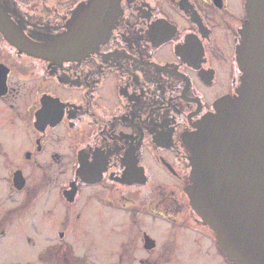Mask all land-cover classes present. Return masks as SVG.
I'll return each mask as SVG.
<instances>
[{
    "label": "flooded vegetation",
    "instance_id": "1",
    "mask_svg": "<svg viewBox=\"0 0 264 264\" xmlns=\"http://www.w3.org/2000/svg\"><path fill=\"white\" fill-rule=\"evenodd\" d=\"M92 1L0 0V13L42 48L57 42ZM245 5L120 0L104 42L54 58L30 53L0 30V184L6 183L9 195L24 194L1 220L17 210L19 217L28 213L39 189L32 174L49 160L69 175L57 193L65 207L76 206L85 194V204L97 206L98 214L103 202L127 210L133 222L151 218L139 225L134 242L120 244L117 264H177L173 251L183 238L193 246V233L208 238L224 264H234L191 207L187 143L220 99L238 93ZM152 226L177 240L162 244ZM68 235L62 226L57 236L63 243L46 247L40 259L89 264ZM139 248L146 257L137 258ZM192 251L198 252L195 246Z\"/></svg>",
    "mask_w": 264,
    "mask_h": 264
},
{
    "label": "water",
    "instance_id": "2",
    "mask_svg": "<svg viewBox=\"0 0 264 264\" xmlns=\"http://www.w3.org/2000/svg\"><path fill=\"white\" fill-rule=\"evenodd\" d=\"M245 2L247 18L237 45L242 70L238 93L220 99L189 135L192 170L187 191L222 255L234 264H264V0ZM119 3L93 0L49 47L29 43L1 13L0 30L30 53L73 55L104 42Z\"/></svg>",
    "mask_w": 264,
    "mask_h": 264
},
{
    "label": "rangeland",
    "instance_id": "3",
    "mask_svg": "<svg viewBox=\"0 0 264 264\" xmlns=\"http://www.w3.org/2000/svg\"><path fill=\"white\" fill-rule=\"evenodd\" d=\"M0 172L4 174L5 170ZM32 176L31 184L39 183V189L37 196L32 199L28 207V213L25 214L22 209L23 214L19 217L17 213L20 210L11 212L7 215L6 222L5 219L1 220L5 218L6 211L16 207L18 203L21 204L24 194L9 195L10 191L6 183L0 184L2 213L0 214V264H57L56 260H42L40 256L46 247L60 246L63 243L57 235L64 225L68 227L69 242L74 244L75 251L79 255H86L85 259L89 264H117L120 244L134 242L137 239L139 225L141 223L145 225L151 220L149 216H141L138 224L130 220L127 210L118 211L104 206L103 202H97L102 208L98 214L97 206L85 204L87 201L85 194L76 206L65 207L59 201L57 193L59 184L69 175L63 170H58L56 166L51 167L49 160L44 163L43 168L34 171ZM97 198L102 199L99 195ZM160 228L161 226H152L151 230L158 240L161 238L162 244L167 240L170 242L177 240L174 234H170L169 239L165 235L161 236ZM2 229L5 230V234L1 233ZM193 235H195L193 246L183 238L180 243L181 248L173 251L172 255L178 256L180 260L177 264H224L222 259L215 255L213 245L208 238H202L196 233ZM136 243L138 244V241ZM194 246L199 253L192 251ZM59 250L62 251L60 248ZM136 256L139 259L146 257V254L139 248ZM152 256L156 257V254ZM65 261L66 259L59 261L58 264H67Z\"/></svg>",
    "mask_w": 264,
    "mask_h": 264
},
{
    "label": "trees",
    "instance_id": "4",
    "mask_svg": "<svg viewBox=\"0 0 264 264\" xmlns=\"http://www.w3.org/2000/svg\"><path fill=\"white\" fill-rule=\"evenodd\" d=\"M41 259H45V257L42 256ZM59 261H61V258L60 257L58 258L57 263H59Z\"/></svg>",
    "mask_w": 264,
    "mask_h": 264
}]
</instances>
